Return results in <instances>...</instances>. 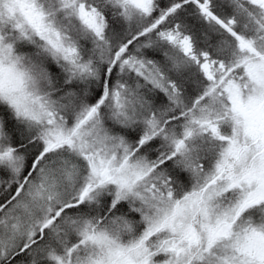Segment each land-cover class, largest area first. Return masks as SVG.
Here are the masks:
<instances>
[{"label":"rangeland","instance_id":"obj_1","mask_svg":"<svg viewBox=\"0 0 264 264\" xmlns=\"http://www.w3.org/2000/svg\"><path fill=\"white\" fill-rule=\"evenodd\" d=\"M237 1L238 5L250 2L255 6L262 4L261 0ZM118 2L122 5L124 13L132 18V14L136 15L138 12L148 13L155 1ZM29 6L31 11L27 13L26 8ZM41 7L44 11L39 10ZM238 13L242 16L240 11ZM30 17H33L31 25L28 24ZM74 19L95 33H101L106 27L102 8L92 0H0V101L13 106L17 114L23 115L28 121L43 123L45 131L55 137L69 138L71 132H74L75 135L70 141L71 147L80 151L87 159L91 169L90 184L95 185L89 193L90 203H94V208L100 207L101 217L105 219L103 224L79 222L71 227V231L80 232L84 238L80 244L89 250L92 264H264V218L257 219L245 211L253 205L264 203V154L253 159L251 155L260 149V146L256 145L250 153L244 151L255 132L252 128L262 123L261 120L254 121L244 103L252 97L260 103L264 96V87H260L264 86V30L256 25L253 19L254 27L249 40L253 48L251 53H248L247 61L248 56L245 55L242 61L235 60L230 67L220 68L215 59L206 57L204 68L210 83L216 80L214 78L218 77L220 70L224 71L228 78L220 79L217 86L213 87L212 90L215 91L208 93L210 100L205 102V105L203 103V106H199L200 109L194 107L193 110H188V114L198 112L196 119L188 120L189 133L204 131L207 135L212 134L210 138L216 136L220 141H212L213 144L208 141L207 144L221 151L219 163L227 164L229 159H235L238 163L231 166L232 174L221 179L214 187L202 191V183L200 190H196L200 191L199 193L180 197L175 196L173 187L167 182L155 173L151 174L152 163L149 164L146 157L140 153L133 154L132 150L128 151L126 144L124 146V142L118 141L121 139L106 133L108 126L114 125L113 119L108 115L105 114L101 121L95 118L88 122L81 121V125L86 122L82 127H71L66 125L67 121L61 118L56 106L58 94L54 93V89L52 98L46 94L45 88L50 91L53 88L42 82L43 76L49 77L44 63L46 56L54 61L61 57L71 64L76 63V71H86L89 68V65L85 66L81 60L79 51L68 34L67 28L74 24ZM9 30L12 32H7ZM215 30L219 31L217 28ZM189 34L177 29L174 33H168L175 40L176 50L183 54L192 41V34ZM23 35L36 38L30 41L31 47H35V54L41 52L39 57L42 56V59L29 55L31 53L16 51L17 39ZM241 39L245 38L237 36L238 43L242 42ZM234 55L239 58L241 54L233 52L232 56ZM173 64L177 66L176 61H173ZM140 65L142 68L145 66ZM151 70L144 69L142 73L153 77ZM231 71L244 81L243 84L238 82L240 87L231 88V82L238 79L230 75ZM248 81L255 86L252 91L246 88L250 86ZM112 88L114 89L108 92V99H113L112 108L116 124L136 119H141L143 123L149 122V115L142 116L135 110L141 101L134 97L137 92L126 88L120 81ZM218 88L220 91L217 92ZM123 90H126L125 94ZM124 103L127 105L121 107ZM128 108L132 110H129V113L133 112L135 115L128 116ZM178 138L174 139L175 146L180 149L179 154H183L178 159V164H183L189 167V172L198 174L203 168L201 155L197 153L202 149L201 146H197L195 141L191 144V140H186L183 144ZM1 146L0 144V158L9 159L11 152ZM63 167L62 164L61 169L59 168L61 184L65 182L66 175ZM212 171L209 176L218 174V171ZM44 175L46 178V173ZM232 181L237 183L233 185ZM255 183L257 186H254ZM51 186L53 189L54 186ZM58 186L57 184L56 187ZM100 191L103 194L110 193L108 196L114 200L133 201L136 204L135 209L140 211V222L145 224L144 232L150 234L160 230L161 239L143 241V230L140 231L141 235L135 236L131 233L133 227L127 224L124 217L115 215L111 218L109 204H106L105 208L104 201L96 204ZM29 197L27 202L22 201L18 205L23 207L22 214L25 217L28 215L25 219L35 220L36 224L37 216L43 208L46 210L48 206L49 210L51 207L50 195L31 190ZM23 227L24 224L20 223L15 224L11 231L8 228L9 234L0 238V243L11 241L8 245L14 247L22 240L18 235L28 237L31 231H34V227L22 230ZM57 264H60V261Z\"/></svg>","mask_w":264,"mask_h":264},{"label":"trees","instance_id":"obj_2","mask_svg":"<svg viewBox=\"0 0 264 264\" xmlns=\"http://www.w3.org/2000/svg\"><path fill=\"white\" fill-rule=\"evenodd\" d=\"M92 1L103 10L106 27L101 33L87 29L82 23L75 22V19L74 24L67 28L81 60L89 68L86 71H76V63L71 64L61 57L54 61L46 56L44 63L50 78L43 76L42 82L53 87L51 91L45 88L46 94L53 97L52 89L58 94L56 106L61 118L67 121L66 125L71 127H82L95 118L101 121L105 114L108 115L113 119L114 125H109L106 133L121 139L118 141L124 142V146L126 144L129 148L128 151L132 150L133 154L140 153L146 157L149 164L152 163L151 174L155 173L165 182L169 175L172 176L171 186L175 196L199 193L200 191L186 187L193 179L178 164L179 157L176 156L173 162L166 158L168 147L165 141L143 139L147 131L145 122L136 119L132 122L115 123L112 108L114 103L113 99H108V87L112 88L118 81L122 82L126 88L137 92L133 95L141 100L135 108L137 114L150 115L155 109L166 107L163 93L156 90L150 75L142 73L144 69H152L162 71L175 81L179 92L174 94L175 101L181 102L183 97L188 102L194 101L197 97L195 92L200 86L197 73L193 69L185 70V55L157 31L166 25H176L181 32L185 28L190 29L196 44L201 45L208 40L214 47L221 43V36L195 11L194 7L199 5V0H154L148 13L138 12L136 15L132 14V18L124 13L118 0ZM214 5L221 9L227 6L224 0H215ZM63 13L65 11L62 15ZM18 45L20 50L17 52L31 53L29 55L42 59V56L39 57L41 52L35 54V47ZM173 61L177 62V66H174ZM140 64L145 66L142 68ZM2 102L0 101V119L3 121L4 130L1 128L0 133L6 138V151L12 155L9 159L0 158V238L9 234L8 228L11 231L15 224H24L22 230L34 227V231L28 237L18 235L22 240L14 247L8 245L11 241L0 243V264H57L59 261L60 264H92L89 250L80 244L84 238L80 232L71 231V227L79 222L103 224L105 219L101 217L100 207L94 208V203H90L89 193L95 185L90 184L91 169L87 159L80 151L71 147L70 141L75 135L74 132H71L69 138L55 137L45 131L43 123L28 121L23 115L17 114L13 106ZM124 105L127 104L124 103L121 107ZM131 109H127L128 116L135 115L133 112L129 113ZM85 120L81 125L80 122ZM62 164L66 172V175L63 174V184L59 183V168L61 169ZM51 185L54 186L53 189ZM31 190L45 192L51 199V207L49 210L48 206L46 210L43 208L37 216L36 224L35 220L25 219L28 215L25 217L22 214V205H18L19 202L29 200ZM102 191L98 192L97 197H100L96 204L104 201L103 208L109 204L111 218L115 215L124 217L127 224L133 227L131 233L135 236L141 235L140 231L143 230V241L161 239L160 230L150 234L144 232L145 224L140 222L141 214L135 209L136 204L133 201L114 200L108 196L110 193L103 194ZM262 207L264 203L253 205L245 211L257 219H262Z\"/></svg>","mask_w":264,"mask_h":264},{"label":"flooded vegetation","instance_id":"obj_3","mask_svg":"<svg viewBox=\"0 0 264 264\" xmlns=\"http://www.w3.org/2000/svg\"><path fill=\"white\" fill-rule=\"evenodd\" d=\"M214 2L215 0H199L200 4L198 6H195L194 9H196L195 11H198L199 16L203 19L204 22H206V24L212 25L214 28H217L219 30L217 34L222 38L221 43L217 44L216 47H214L212 46V43H210L208 40H205V43L198 45L196 44L194 38H192V41L189 43L188 48L185 49L184 51L185 70L186 71L192 69L195 70V72L197 73V78H199L200 86L198 90L195 92V96L197 95V97L194 99V101L191 102H188L184 97L181 99L182 100L181 102L177 100L175 101L174 94L179 93L177 91L178 89L176 85L174 84L175 81H173L169 75L164 74L162 71L151 70V75L153 76L151 77V81L155 84L156 90L161 91V93H163L162 95L166 100V107L164 109L157 108L153 113L150 112L149 115L150 120L145 124L146 126L145 129L148 132L146 131L145 134L143 135V139L150 138V140L160 139L162 141H165L168 147L165 153L166 158L170 159L169 161L171 162L174 161L173 159L176 158V156L181 158V156L183 155V154H179L180 149H178V147L175 146V140H174L175 137H179L181 140L178 141H182L183 144L184 142H186V140L187 142L191 140L190 141L191 144L194 143V141L197 142V146L202 147V149L197 152L200 153L202 158V164H203L202 170L198 172V174L197 173L193 174L189 172L190 170L188 169L189 167H186L182 164L181 168L193 179V182L191 184H188V186L186 187L189 188L191 187L193 190H200L201 184L204 183L202 186V191L207 190L212 186L214 187L219 183L221 179L231 175L233 172V170L230 169L232 168L231 166L238 163L236 162L235 159H229L230 162H228L227 164L219 163L221 151L212 148V145L209 144H207L209 146L208 150L206 149L207 141L211 142L212 144L214 141L215 143L220 141V139L217 138L216 136L210 138L209 136H211L212 134L207 135L206 133H204V131L194 134L189 133L190 122L188 123V120L196 119V115L198 114V112L188 114V110H193L194 107L197 108L199 106L205 105L206 104L205 102L210 100L208 97L209 95L208 93H210L211 91L212 92L215 91L212 90L213 87L217 86V84L220 82L219 81L220 79L228 78L225 75V72L220 70V72L217 74L219 78L218 77L214 78L216 80L214 81L212 80L213 83H210V78L206 74V69L204 68L206 57H210V58L212 57L213 59H215L216 63H218L217 65L220 68H222L223 66L230 67L232 61L235 60L242 61V58L245 55L248 56L246 58L247 61L249 58V54L251 53V50L253 48V45H251L252 43L249 41L251 40L250 34H252V28L254 27L253 19L256 25L260 26L264 30V0H261L262 4L258 6H255L253 2L252 3L250 2V4L243 3L244 5L241 4L238 5L237 0H224V2L227 5L224 9H221L219 6L218 7L215 6ZM41 9L44 11L43 7H41L39 10ZM26 11L27 13H30L31 7L29 6L28 8H26ZM239 11L241 12L242 16L239 15L238 13ZM247 19L248 21H244ZM32 20L33 17H30L28 21L29 25L32 24ZM175 29L179 31L178 26L176 25L174 26L166 25L165 27H161L157 31V33L161 34L165 39H167V41H169L171 45L174 46L175 40L173 39V36L168 35V33L169 32L174 33ZM220 30H222L223 33ZM185 31L186 33L191 34L189 29L185 28ZM243 31H245L246 33H244ZM8 32H12V31L9 30ZM239 35L245 38V39H241L242 40L241 43H238L237 41V36ZM31 40H36V38L33 36L29 38L24 37V35L20 36V38L17 39V43L15 45L16 51L20 50L18 44H22L25 47H31V43H30ZM243 44H246L247 46H242ZM233 52H236L237 54H241V55L239 56V58H236L237 56L235 55L232 56ZM236 67L237 65H235V68ZM230 75L235 76L236 79L238 77L234 73V71H231ZM239 77L233 83L231 82L230 84L231 88L237 86L240 87V84H238V82H240L241 84L244 83V81H242ZM249 84L250 86L246 88L249 91H252L255 86L253 85V83L249 82ZM241 87L243 86L241 85ZM260 87L262 89L264 86L262 85ZM108 88L110 90L114 89L111 87ZM261 89L258 90L260 91ZM248 90L245 91L248 92ZM218 91H220L219 88L217 92ZM123 92L125 93L126 91L124 90ZM244 106L247 107V110L249 111V115L254 118V121L256 120L262 121L261 124L259 123L257 124L256 128H252V130H255V132L251 135V141L246 145L245 148L246 150H244L245 152L250 153L252 147H254L255 145L258 147L260 146V149L255 150L254 153L251 155L254 159L259 155L264 154V96L260 103L259 101H257L255 97H252V99L250 98L249 101L244 103ZM3 125H4L3 121H1L0 119V131L1 128H3ZM5 143H6V138H4L2 136V133H0V144L2 145L1 146L2 148L6 147ZM211 170H213L212 172H216V173L218 171V174L209 176ZM172 180L173 177L169 175L166 182L171 186ZM231 183L235 185L237 181H232ZM254 186H257V184L255 183Z\"/></svg>","mask_w":264,"mask_h":264}]
</instances>
